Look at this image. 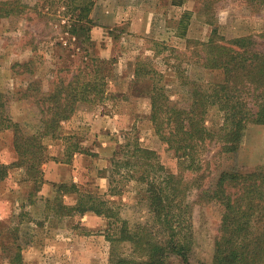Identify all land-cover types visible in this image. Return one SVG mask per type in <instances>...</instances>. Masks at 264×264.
Listing matches in <instances>:
<instances>
[{
  "label": "rangeland",
  "instance_id": "obj_1",
  "mask_svg": "<svg viewBox=\"0 0 264 264\" xmlns=\"http://www.w3.org/2000/svg\"><path fill=\"white\" fill-rule=\"evenodd\" d=\"M22 3L26 6L22 14L0 19V91L8 95L9 110L16 121L23 119L20 122L31 121V124H35L40 113L33 106L34 97L40 98L60 79H71L80 68H92L93 58L102 61V68L108 72L105 101L80 103L83 106L79 110L98 120L106 119L102 125L105 124L104 127L108 129L102 130V133L114 140V151L122 148L119 155L115 156L113 152L112 157L105 156L100 164L105 167L102 175L108 179V193L104 192L103 187L98 191L93 176L86 179L89 185L83 187L101 199L111 201L117 212V216L111 220V227L104 233L108 241L102 245L104 260L89 263L109 264L113 250L114 253L131 255L130 243L116 240L121 220H128L134 225L145 221L148 216L147 185L130 179L125 168L119 169L114 165V160L125 159V145L137 141L142 147L156 151L168 174H178L181 167L179 157L159 138L150 120L151 98L142 92L147 89L144 80L147 78L141 77L137 83V64L142 61L153 64L164 74L161 83L165 85L172 102L187 106L191 100V82L203 84L206 89L222 82L225 77L221 70L204 68L198 56L194 55V51H203L202 43L212 38L231 41L248 37L255 49L264 51V2L22 0ZM91 4L89 19L92 21L87 23L85 18L87 33L82 30L74 33V27L81 25L78 15L82 5L91 7ZM105 8L113 9L116 14L113 21L109 20L107 24L99 21ZM148 13L150 20L144 21L142 18ZM102 24L109 26L94 33V29ZM89 68L87 73L91 72ZM177 69H180L179 72ZM78 107L79 104L77 110ZM222 123L223 113L211 108L207 125L217 131ZM96 140L99 142L101 138L97 137ZM77 142L72 139L69 148L74 149L75 146L76 150ZM201 167L199 172L185 171L183 176L186 181L192 182L199 177L202 185L215 184L224 171L239 170L245 173L258 167L264 168V126L249 125L243 144L235 153L222 152L220 144H211L203 155ZM182 187L185 188L186 184L181 183ZM199 196L198 188L188 193V200L194 205L193 264L214 261L224 213V207L219 203H198ZM26 201L25 210L22 203L13 218L0 220V235L4 237L0 239V264L10 263L11 257H15V239L25 247L30 244L35 231L33 222L42 225L59 223L57 219L60 216L52 211L54 203H46L45 208L44 204H32V210L28 211Z\"/></svg>",
  "mask_w": 264,
  "mask_h": 264
},
{
  "label": "trees",
  "instance_id": "obj_2",
  "mask_svg": "<svg viewBox=\"0 0 264 264\" xmlns=\"http://www.w3.org/2000/svg\"><path fill=\"white\" fill-rule=\"evenodd\" d=\"M91 8L92 4L82 5L78 15L81 25L74 27V33L81 30L87 33L85 24L92 21ZM25 9L22 0H0V19L22 14ZM202 45L203 51H194V55L204 68L221 70L225 77L206 89L203 84L191 82V100L187 106L172 102L162 84L164 74L153 64L146 61L137 64V83L141 77L148 79H144L147 89L142 92L151 98L150 120L159 138L179 157L181 167L178 174H168L156 151L142 147L137 141L125 145V159L114 160V165L125 168L130 179L147 185L148 216L134 225L121 220L116 240L130 243L131 255L113 250L109 264H176L175 261L193 264L194 205L189 202L188 193L194 188L200 190L198 203L216 202L224 207L214 261L201 264H264V168L245 173L224 171L215 184L207 185L200 184L199 177L191 182L183 176L185 171H201L203 155L211 144H220L222 152L235 153L242 146L249 125L264 126V51L255 49L248 37L231 41L212 38ZM92 61L93 67H87L90 73L87 68H80L71 79H60L40 98L34 97L33 106L40 113L35 124L16 121L9 110L8 95L0 91V133L14 131L19 156L12 165L0 164V184L13 167L24 168L26 178L36 183L29 195L31 204L35 203L34 197L44 182L43 164L48 159L44 140L60 136L63 122L74 115L78 104H97L107 98L108 72L98 58ZM213 107L223 113V123L217 131L207 125ZM74 151L75 146L68 148L66 162ZM181 183L186 187L181 188ZM71 191H76L74 185L57 186L59 194ZM51 203H54L53 213L62 218L88 211L110 220L117 216L112 205L94 194H81L75 207L65 206L59 195L48 202ZM14 246L15 257H11L10 263L21 264L22 245L15 239Z\"/></svg>",
  "mask_w": 264,
  "mask_h": 264
},
{
  "label": "crops",
  "instance_id": "obj_3",
  "mask_svg": "<svg viewBox=\"0 0 264 264\" xmlns=\"http://www.w3.org/2000/svg\"><path fill=\"white\" fill-rule=\"evenodd\" d=\"M115 16L113 9L105 8L99 21L107 24L106 22L113 21ZM142 19L150 20V13L144 15ZM105 24L98 25L94 33H99V29L108 28L109 25ZM82 106L79 104L78 112L76 111L69 120L63 122L59 137H48L44 140L48 159L43 164L44 182L34 197L35 205L44 204L45 208L46 203L53 201L59 195L65 206L75 207L80 202L81 194H94L83 188L89 185L86 179L90 176L94 177L98 191L103 187L104 192L108 193V179L102 175L105 167H101L100 164L105 160V156L112 157L116 152L112 149L114 140L106 138L102 133V130L108 129L104 127L105 124L102 125L106 123V119L98 120L89 116L91 115L89 113L85 114L82 109L79 110ZM97 126L99 129H96ZM97 137L101 138L99 142L96 140ZM72 139L78 141L76 150L66 162L68 159L66 151ZM18 160L14 131L10 129L1 132L0 164L12 165ZM61 184L74 185L76 191L59 194L57 186ZM35 187L36 183L26 178L24 168L13 167L8 178L0 184V220L13 218L20 204L23 203V209L26 208V200H28V211L32 210L28 196ZM105 200L110 205L113 204L108 199ZM57 221L60 224L49 222L42 225L33 222L32 227L35 230L33 240L31 239L29 247L22 245L21 264H89L104 260L102 245L108 242L105 234L106 229L109 230L111 227L109 218L88 211L84 214L76 213L65 218L60 217ZM1 235L2 240L4 237Z\"/></svg>",
  "mask_w": 264,
  "mask_h": 264
}]
</instances>
